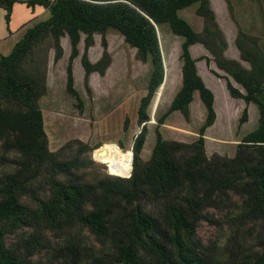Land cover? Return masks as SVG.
Instances as JSON below:
<instances>
[{"label":"trees","instance_id":"obj_1","mask_svg":"<svg viewBox=\"0 0 264 264\" xmlns=\"http://www.w3.org/2000/svg\"><path fill=\"white\" fill-rule=\"evenodd\" d=\"M14 3L42 6L49 17L26 28L11 52L0 55V148L4 154L19 157L15 175L0 182V264H34L31 258L44 248L48 232L58 233L77 225L85 228L96 244L81 245L69 232L64 245L55 250L52 264H223L203 253L194 239L195 230L206 220L204 211L219 208L230 193L242 198L238 220H264L263 53L246 44L247 36L238 31L234 45L240 61L249 69L227 59L224 34L208 0H0L7 25ZM194 4L195 15L204 21L201 33L178 14ZM162 25L182 38L181 85L157 119L150 157L142 162L140 153L150 121L148 107L165 79L157 31ZM108 30L121 35L124 43L136 51V60L149 62L151 69L146 94L137 109L140 131L130 148V176L120 178L123 176L108 172L111 176L87 181L83 171L93 163L87 146L75 141L79 146L77 156L69 160H59L48 150L38 106L47 92L46 63L36 60L34 51L49 39L56 63L62 57L60 41L68 38L66 91L81 108L72 75V63L79 56L78 44L83 35L80 65L85 81L93 73L104 76L110 60L104 50ZM94 35L100 36L103 51L92 64L87 52L93 46ZM197 44L210 58L191 57L189 49ZM201 60L206 65L213 62L224 73L220 76L211 71L224 80L231 98L258 109L257 128L242 138L233 158H207L204 152L205 133L214 124L216 113L214 96L197 73L196 63ZM195 93L205 109L197 139L190 144L164 140L159 126L174 112L188 121ZM247 114L244 108L239 125L247 122ZM26 194L32 205L21 202ZM146 200L159 206L157 216L144 211L141 203ZM11 236L16 240L7 245ZM259 248L252 261L236 264H264V236Z\"/></svg>","mask_w":264,"mask_h":264},{"label":"rangeland","instance_id":"obj_2","mask_svg":"<svg viewBox=\"0 0 264 264\" xmlns=\"http://www.w3.org/2000/svg\"><path fill=\"white\" fill-rule=\"evenodd\" d=\"M218 1L216 14L223 29L220 30L225 34L226 50L232 52L236 48L233 40L235 41L238 31H241L247 36L246 44L256 46L264 55V0H224L225 5L221 0ZM196 9L197 4L183 9L179 12V17L195 32L201 33L204 22L195 15ZM157 31L165 79L148 107L150 121L146 124L147 135L140 153L142 162H146L150 157L157 119L167 110L181 85L179 54L182 38L173 35L166 25H162ZM93 40V46L87 52L88 60L92 64L99 60L103 51L100 36L94 35ZM105 40L107 47L104 50L108 52L110 60L104 76L93 73L85 81L80 65L82 42L78 50L79 56L72 63L73 88L79 96L81 108L76 98L66 91V66L70 53L68 38L64 37L62 43L60 41L62 57L56 63L53 62L54 52L49 48V39L39 43L34 51V58L46 63L47 92L38 101V106L42 113L48 150L56 154L59 160H69L77 156L79 146L74 144L75 141L87 146L93 161L92 165L83 171L87 181L110 175L107 164L96 157V153L105 144H113L119 149L131 152L133 140L140 131L136 122L139 100L146 94L151 69L149 62L142 64L136 60V51L124 43L122 36L117 32L108 30ZM3 52L1 49L0 53ZM198 54L199 52L194 50L190 55L195 58ZM241 65L249 69L247 63L243 62ZM197 67L199 76L214 96V110L217 116L214 125L205 133L204 152L207 158L215 155L233 158L242 138L257 128L258 109L251 105L247 122L239 125L244 103L236 100L229 103L224 80H217L208 73L204 62ZM231 84L233 85V81ZM241 90L244 92L242 88ZM261 96L264 102V85ZM189 110L188 121H185L180 113L174 112L159 126L158 130L164 140L190 144L197 139L198 129L205 118V109L197 93L194 94ZM18 161V155L4 154L0 148V182L7 176L15 175L19 168ZM120 178H128V175ZM36 184L39 185L38 182ZM20 200L28 206L33 204L28 194L22 195ZM241 202V197L230 193L223 203L219 204V208L204 211L206 220L197 225L194 239L208 258L223 264H236L252 261L259 253V240L264 236V220H238L236 216L240 215ZM141 205L146 213L158 215L159 206L153 202L146 200ZM69 232L81 245L96 244L88 231L79 225L58 233L48 232L44 248L31 258L32 262L54 263V252L70 237ZM15 240L14 236L8 237L6 243L12 244Z\"/></svg>","mask_w":264,"mask_h":264},{"label":"crops","instance_id":"obj_3","mask_svg":"<svg viewBox=\"0 0 264 264\" xmlns=\"http://www.w3.org/2000/svg\"><path fill=\"white\" fill-rule=\"evenodd\" d=\"M20 1H26V0H20ZM52 1V0H51ZM209 3H210V8H212V11L214 12L215 14V21L218 25V27L220 29H222L220 23L218 22V16L216 14V9L218 8L219 6V1L218 0H208ZM224 5H225V2L224 0H221ZM222 4V3H221ZM226 6H225V12H226ZM179 14V13H178ZM193 14V13H192ZM227 15V14H225ZM5 10L3 8L0 7V48L2 50H4L3 53H0V55H8L13 46L15 45V43L22 37L23 33L25 32L26 28L32 26L33 24L37 23V22H40V21H43V20H46L48 17H49V13L46 9H44L42 6H38V5H35L34 7H28L26 4H21V3H14L12 5V9H11V14H10V19H9V22H8V25L6 24L5 22ZM226 17V16H225ZM227 18V17H226ZM203 20V19H202ZM226 20V19H225ZM227 20L230 22V20L227 18ZM226 20V21H227ZM204 22V21H203ZM223 30V29H222ZM225 35V34H224ZM83 36V35H82ZM81 36V41L80 43L78 44V50L80 49V45H81V42L83 43V38ZM226 37V36H225ZM64 38V37H63ZM63 38L61 39V43H62V40ZM229 43V42H227ZM233 44H234V40H233ZM230 46V44H229ZM235 47V46H234ZM0 49V50H1ZM194 50H197L199 52L198 56L193 58V59H199L201 57H208L210 58V55L208 54V52L203 48L202 45H193L190 47L189 49V52L191 54V52H193ZM225 57L227 59H231V60H236V61H240L239 59V54H238V51L237 49L235 48L234 50H232V52H228L227 50L225 51L224 53ZM229 55V57L227 56ZM204 62L205 64V61L204 60H201V61H197L196 63V69H197V73L198 75L199 72H198V65L200 63ZM243 63V62H241ZM205 67L207 68L208 70V73H210L215 79L217 80H221L223 81L222 79H219L217 78L216 76H214L211 71H214L216 72L217 74L219 75H223V72L222 71H219L216 66L214 65L213 62H210L208 65L205 64ZM201 77V76H200ZM202 79V78H201ZM203 81V80H202ZM204 82V81H203ZM224 82V81H223ZM232 82V81H231ZM164 83V81H163ZM225 85V83H224ZM233 85H235V87L239 88L240 86L236 83L233 82ZM206 86V85H205ZM226 89V87H225ZM239 90L242 92L241 88H239ZM227 91V90H226ZM227 96H228V99H229V103H231V101H242L241 99H233L229 96L228 92H227ZM193 99H194V96H193ZM243 102V101H242ZM244 103V102H243ZM252 104H249V105H245L244 103V108L247 109V112L249 111L250 109V106ZM243 108V109H244ZM190 111V110H189ZM217 118V116H216ZM248 118H249V114H248ZM216 121V120H215ZM215 123V122H214ZM245 124V123H244ZM214 125V124H213ZM212 125V126H213ZM211 126V127H212ZM210 127V128H211ZM209 129V128H208ZM207 129V131H208ZM206 131V132H207Z\"/></svg>","mask_w":264,"mask_h":264},{"label":"bare ground","instance_id":"obj_4","mask_svg":"<svg viewBox=\"0 0 264 264\" xmlns=\"http://www.w3.org/2000/svg\"><path fill=\"white\" fill-rule=\"evenodd\" d=\"M96 157L107 164L113 174L127 176L131 171V152L121 150L116 145L105 144L96 153Z\"/></svg>","mask_w":264,"mask_h":264},{"label":"built area","instance_id":"obj_5","mask_svg":"<svg viewBox=\"0 0 264 264\" xmlns=\"http://www.w3.org/2000/svg\"><path fill=\"white\" fill-rule=\"evenodd\" d=\"M130 174V173H129ZM128 177H129V175H128Z\"/></svg>","mask_w":264,"mask_h":264},{"label":"water","instance_id":"obj_6","mask_svg":"<svg viewBox=\"0 0 264 264\" xmlns=\"http://www.w3.org/2000/svg\"><path fill=\"white\" fill-rule=\"evenodd\" d=\"M132 154V153H131Z\"/></svg>","mask_w":264,"mask_h":264}]
</instances>
